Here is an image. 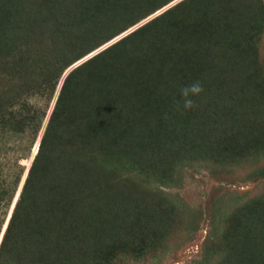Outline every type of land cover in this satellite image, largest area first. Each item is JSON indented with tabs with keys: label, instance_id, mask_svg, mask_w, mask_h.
<instances>
[{
	"label": "trees",
	"instance_id": "16d2710c",
	"mask_svg": "<svg viewBox=\"0 0 264 264\" xmlns=\"http://www.w3.org/2000/svg\"><path fill=\"white\" fill-rule=\"evenodd\" d=\"M172 1L0 0V140L37 149L0 264L133 263L181 213L160 186L191 159L264 177V0ZM228 203L201 264H264V191Z\"/></svg>",
	"mask_w": 264,
	"mask_h": 264
},
{
	"label": "rangeland",
	"instance_id": "374dc122",
	"mask_svg": "<svg viewBox=\"0 0 264 264\" xmlns=\"http://www.w3.org/2000/svg\"><path fill=\"white\" fill-rule=\"evenodd\" d=\"M174 2L176 1L170 2L163 9ZM156 12L152 16L158 14ZM146 20L147 19L142 20L136 26L142 24ZM133 28L114 37L107 44L101 46L100 49L116 41ZM262 41L261 48L264 53V37ZM96 51H94V53ZM85 58L87 57L81 58L80 61H77L72 66L65 69L62 73L61 80L73 67ZM61 80L56 87L45 121L38 132L37 141L35 142L37 147L47 117L58 95ZM38 104H42V101H38ZM24 136L28 135L21 134L19 136H11L9 140L6 139L7 137L4 138V141L0 140V146L2 147V151L0 152V187L2 185L9 187L14 181V178L21 172L20 180L16 185L8 205L5 206L7 200L6 195H3L1 197L2 199H0V219L2 218V224L0 225V240L13 213L14 206L21 192L32 159L37 151L36 149L35 153L32 152L34 144L30 152L24 155L25 157L18 158V156L25 154L26 148L24 147L23 149V146L28 143L29 137ZM22 137V141L19 142V138L21 139ZM166 159L170 161V156L166 157ZM259 162L264 167V159ZM207 164L208 163L202 158L191 159L189 164H185L179 172H177L180 178L178 177L173 181L174 185L160 186L166 192L168 200L179 202L176 207L177 210H181V213L178 214L176 220L169 217V220L164 221L166 233L163 234L161 238L159 235L154 237L156 246L153 250L148 252L144 244H142L141 253L139 255L141 259L133 261V263L127 259V262L121 264H201L203 260H208L210 258L205 255L206 246L209 245L216 232H218V226H223L227 222L223 220L225 213L221 214L219 208L221 210L225 204L229 205L228 202L236 196L251 197L263 192L264 177L256 179L250 178L251 176L248 175L249 170L247 165L224 169L214 166L206 167ZM83 187L84 186H81L79 190H82ZM91 189L88 188L89 191H94L95 193L99 192L96 186H93ZM75 191L78 192V190ZM166 203L171 204L170 202ZM212 216L216 217V219L212 220ZM167 230H169V232ZM210 264H218V260L212 259L210 260Z\"/></svg>",
	"mask_w": 264,
	"mask_h": 264
},
{
	"label": "clouds",
	"instance_id": "9594fccd",
	"mask_svg": "<svg viewBox=\"0 0 264 264\" xmlns=\"http://www.w3.org/2000/svg\"><path fill=\"white\" fill-rule=\"evenodd\" d=\"M178 1V0H174ZM175 3V2H174ZM162 11V10H160ZM153 17V16H151ZM149 17V18H151ZM147 18V19H149ZM203 91V86L199 81H194L180 89V100L176 101V107L189 110L194 106V97L200 95Z\"/></svg>",
	"mask_w": 264,
	"mask_h": 264
},
{
	"label": "water",
	"instance_id": "95a60500",
	"mask_svg": "<svg viewBox=\"0 0 264 264\" xmlns=\"http://www.w3.org/2000/svg\"><path fill=\"white\" fill-rule=\"evenodd\" d=\"M157 13H159V12H157Z\"/></svg>",
	"mask_w": 264,
	"mask_h": 264
}]
</instances>
